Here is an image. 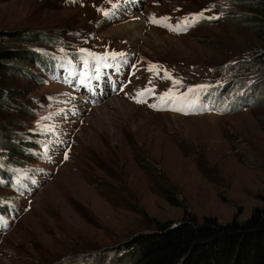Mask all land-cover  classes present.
I'll list each match as a JSON object with an SVG mask.
<instances>
[{
  "label": "rangeland",
  "instance_id": "1",
  "mask_svg": "<svg viewBox=\"0 0 264 264\" xmlns=\"http://www.w3.org/2000/svg\"><path fill=\"white\" fill-rule=\"evenodd\" d=\"M122 1L0 2L17 69L0 112V264H110L132 235L185 211L227 223L263 205L264 72L239 90L255 101L227 111L239 103L223 76L262 50L264 0H143L136 18L119 15ZM133 22L137 36L122 28ZM108 58L106 86L75 89Z\"/></svg>",
  "mask_w": 264,
  "mask_h": 264
},
{
  "label": "trees",
  "instance_id": "2",
  "mask_svg": "<svg viewBox=\"0 0 264 264\" xmlns=\"http://www.w3.org/2000/svg\"><path fill=\"white\" fill-rule=\"evenodd\" d=\"M2 1L4 0H0ZM216 6L215 9L221 12L219 18L229 19L233 8L220 4ZM257 18L259 28L255 33L262 42V50L249 61L251 63L248 66L226 67L228 73L223 76L226 79L225 87L235 89L232 99L239 103L226 111L240 109L246 106L244 103L248 99L256 97V92L248 91L251 86L245 91L239 90L248 85L244 79L255 72L251 68L259 67L264 72V5ZM215 20L217 19L212 18L205 21ZM5 35L7 32L0 31V38ZM10 52V49L0 46V112L4 109L2 99L9 87L7 75L17 73V69L14 70L15 67L12 68L6 62L12 58ZM253 87L255 91L256 88ZM217 88L226 93L222 85ZM1 144L10 150L12 155L14 151L21 150L17 143ZM170 195L168 199L171 203L177 204L174 196ZM260 198L263 205L255 207L250 217L244 221L234 218L227 223H221L216 218L206 216L199 219L190 211H185L176 224L170 221L157 222L154 229L132 235L128 243L121 247L127 255L123 253L124 256L121 255L120 258H111L110 264H264V193ZM125 260H128V263H125ZM88 261L93 263L95 257ZM95 264L99 263L95 261Z\"/></svg>",
  "mask_w": 264,
  "mask_h": 264
},
{
  "label": "bare ground",
  "instance_id": "3",
  "mask_svg": "<svg viewBox=\"0 0 264 264\" xmlns=\"http://www.w3.org/2000/svg\"><path fill=\"white\" fill-rule=\"evenodd\" d=\"M130 24V23H129ZM140 25V24H139ZM138 24L136 22H133L131 25H127V26H122V28L127 32V31H133V35H139V29L137 28ZM128 104V103H127ZM146 198V197H145ZM148 199V198H147Z\"/></svg>",
  "mask_w": 264,
  "mask_h": 264
},
{
  "label": "snow or ice",
  "instance_id": "4",
  "mask_svg": "<svg viewBox=\"0 0 264 264\" xmlns=\"http://www.w3.org/2000/svg\"><path fill=\"white\" fill-rule=\"evenodd\" d=\"M200 16H202L203 14L201 13V14H199ZM164 19H167V18H164ZM209 19H212V17H209ZM193 20H195V17L193 18ZM153 23H157V22H159V21H157V20H155V19H153V21H152ZM187 20L185 21V26L187 25ZM146 92H151V89H146L145 90ZM141 95H143V93H141Z\"/></svg>",
  "mask_w": 264,
  "mask_h": 264
}]
</instances>
